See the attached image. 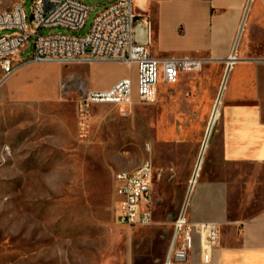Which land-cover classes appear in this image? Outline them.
<instances>
[{
  "label": "rangeland",
  "instance_id": "rangeland-1",
  "mask_svg": "<svg viewBox=\"0 0 264 264\" xmlns=\"http://www.w3.org/2000/svg\"><path fill=\"white\" fill-rule=\"evenodd\" d=\"M16 1L0 0V11ZM85 1L91 9L83 28L46 27L41 33L87 34L112 0ZM24 6L30 19L32 0ZM11 32L1 30L0 36ZM29 42L22 59L31 55L33 37ZM135 71V64L114 61L30 63L1 81L0 68V264H164L181 206L174 196H155L167 162L163 151L152 156V223L131 229L116 218L115 175L151 159L149 115L158 96L125 109L97 105L87 115L76 108L84 91L108 88L124 75L135 77ZM235 214L232 205L230 215Z\"/></svg>",
  "mask_w": 264,
  "mask_h": 264
},
{
  "label": "crops",
  "instance_id": "crops-1",
  "mask_svg": "<svg viewBox=\"0 0 264 264\" xmlns=\"http://www.w3.org/2000/svg\"><path fill=\"white\" fill-rule=\"evenodd\" d=\"M135 4L138 23H150V50L159 47L153 56L202 59L201 69L160 82L159 109L149 115V158L163 151L167 161L155 196H174L181 208L188 201L190 221L220 228L209 261L197 238L190 260L181 264H264V0ZM198 157L202 170L190 189ZM248 167L253 170L225 172Z\"/></svg>",
  "mask_w": 264,
  "mask_h": 264
},
{
  "label": "built area",
  "instance_id": "built-area-1",
  "mask_svg": "<svg viewBox=\"0 0 264 264\" xmlns=\"http://www.w3.org/2000/svg\"><path fill=\"white\" fill-rule=\"evenodd\" d=\"M136 0H112L94 18L90 31L85 35L66 33H41L43 28H83L90 6L85 0H32L31 18L25 11V0H17L12 8L0 17V31L11 33L0 36L1 81L30 63H94L114 61L136 65V80L127 74L104 89H88L79 95L76 108L87 115L97 105L114 104L121 109L134 102L135 94L141 103L155 101L158 86L176 82L181 73L201 69L202 59L193 57H155L150 44L139 43L136 37L138 13ZM29 58L20 53L30 46ZM154 162L141 168L135 176L116 173L115 190L119 199L117 221L129 228L145 226L154 218ZM185 201L174 221L173 232L164 264H181L190 260L198 238L203 257L210 260L211 249L217 245L220 228L216 222L194 223L187 216Z\"/></svg>",
  "mask_w": 264,
  "mask_h": 264
},
{
  "label": "bare ground",
  "instance_id": "bare-ground-1",
  "mask_svg": "<svg viewBox=\"0 0 264 264\" xmlns=\"http://www.w3.org/2000/svg\"><path fill=\"white\" fill-rule=\"evenodd\" d=\"M11 9V8H10ZM10 9H4V10H1L0 11V17L2 16V14H3V12H5V11H8V10H10ZM231 59H234V58H232L231 57ZM217 103V102H216ZM217 106V105H216ZM215 112V111H214ZM214 117V116H213ZM208 132H209V128H207V130H206V133H205V136H204V141H205V139H206V136H207V134H208ZM203 141V143H202V148H204L203 146H204V142ZM202 151V150H201ZM201 156V155H200ZM199 156V157H200ZM198 157V161H197V165H196V168H195V170H194V172H193V176H192V178H191V180H190V189L193 187V185H194V183H195V181H196V178H197V176H198V172H200V169H201V165H202V158H199ZM202 157V156H201ZM151 159H149V160H147L143 165H141V166H139L138 168H136L135 170H132V171H124V170H121V171H119L118 173L119 174H122V175H127V176H135V175H137L138 173H139V171L141 170V168H144L146 165H148V163H149V161H150ZM190 189H189V191H190Z\"/></svg>",
  "mask_w": 264,
  "mask_h": 264
},
{
  "label": "water",
  "instance_id": "water-1",
  "mask_svg": "<svg viewBox=\"0 0 264 264\" xmlns=\"http://www.w3.org/2000/svg\"><path fill=\"white\" fill-rule=\"evenodd\" d=\"M148 33H149L148 22L145 23V25L143 26L142 23H138L137 21V26H136L137 41L139 43H148ZM207 138H208V134L206 136V141H207ZM206 141H205V144H206Z\"/></svg>",
  "mask_w": 264,
  "mask_h": 264
}]
</instances>
